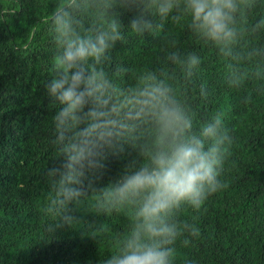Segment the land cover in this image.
<instances>
[{
  "label": "trees",
  "instance_id": "16d2710c",
  "mask_svg": "<svg viewBox=\"0 0 264 264\" xmlns=\"http://www.w3.org/2000/svg\"><path fill=\"white\" fill-rule=\"evenodd\" d=\"M111 0H72L80 31H98L114 14ZM58 0H0V264H99L133 226L134 208L116 204L96 210L94 201L124 161L139 162V147L151 139L148 125L110 155L107 175L86 188L75 208L79 221L66 226L43 214L48 185L44 170L58 157L52 144L58 110L45 85L53 76L56 44L49 27ZM116 43L102 67L127 90L137 73L152 72L185 103L194 130L211 115L225 114L235 143L226 166L228 187L210 197L199 212L181 207L176 222L200 230L175 264H264V0L237 14L233 42L225 51L197 39L184 22L156 18L153 31L129 34ZM195 54L191 74L173 62Z\"/></svg>",
  "mask_w": 264,
  "mask_h": 264
},
{
  "label": "clouds",
  "instance_id": "9594fccd",
  "mask_svg": "<svg viewBox=\"0 0 264 264\" xmlns=\"http://www.w3.org/2000/svg\"><path fill=\"white\" fill-rule=\"evenodd\" d=\"M117 7L124 13L114 14L98 31L79 30L72 0H58L50 14L56 52L45 88L59 105L52 140L58 157L44 170L48 191L43 214L54 213L62 224L75 225L80 219L75 208L92 181L107 175L110 155L125 151L122 142L138 140L134 133L148 125L151 139L133 145L140 149V161H124L94 201L100 212L124 203L134 208L133 226L99 264H175L180 248L200 235L195 223L176 222L175 210L199 212L228 187L226 166L235 141L221 112L194 130L185 103L155 73L138 72L132 86L122 90L102 64L125 39L123 14L129 34L153 31L156 18L182 21L197 39L225 51L236 35L232 25L237 14L250 8L251 0H111L107 5L109 10ZM173 62L190 75L200 57L181 59L174 53Z\"/></svg>",
  "mask_w": 264,
  "mask_h": 264
}]
</instances>
